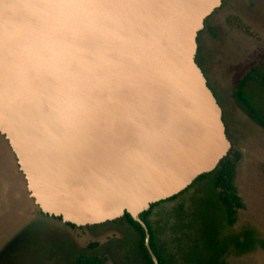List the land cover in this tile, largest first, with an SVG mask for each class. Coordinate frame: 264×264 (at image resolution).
<instances>
[{
    "label": "water",
    "instance_id": "obj_1",
    "mask_svg": "<svg viewBox=\"0 0 264 264\" xmlns=\"http://www.w3.org/2000/svg\"><path fill=\"white\" fill-rule=\"evenodd\" d=\"M223 0H0V134L41 212L86 226L140 213L231 148L195 62Z\"/></svg>",
    "mask_w": 264,
    "mask_h": 264
},
{
    "label": "rangeland",
    "instance_id": "obj_2",
    "mask_svg": "<svg viewBox=\"0 0 264 264\" xmlns=\"http://www.w3.org/2000/svg\"><path fill=\"white\" fill-rule=\"evenodd\" d=\"M213 26L223 36L206 44L205 65L227 136L239 153L233 174L239 206L229 218L216 198L215 192L221 191L198 183L153 208L149 222L166 264H264V130L230 96L241 70L264 49V0H228ZM260 76L264 68L244 84L243 91L264 116ZM37 216L36 204L0 135V247L24 221ZM50 221L42 227L48 240L25 245L28 250L22 249L15 263L9 264H71L73 256L80 254L105 257L104 264H144L138 236L131 228L126 230V224L73 229ZM31 233L37 236L39 229ZM59 237L67 242L54 245L62 241Z\"/></svg>",
    "mask_w": 264,
    "mask_h": 264
},
{
    "label": "trees",
    "instance_id": "obj_3",
    "mask_svg": "<svg viewBox=\"0 0 264 264\" xmlns=\"http://www.w3.org/2000/svg\"><path fill=\"white\" fill-rule=\"evenodd\" d=\"M227 2L228 0H223L221 2V5L218 8L214 9V11L204 20V26L197 33V37H196L197 49H196V54H195V62L198 64L201 71L203 72L206 78L207 85L212 90L213 94H214L215 88H213L211 84L210 77L207 71V67L205 65L204 51H205L206 44L208 42L213 41L215 39L218 40L223 36L222 34L223 31L216 30L213 24H214L215 18L225 8V5ZM262 68H264V49H260L257 52L256 59L253 63L249 64L248 66H245L243 70H241L240 74L236 77L234 81L230 96L232 97L233 100H236L240 106L243 107V110L247 114L248 118L252 120L256 126H259L264 130V116L262 112L259 110V108L253 105V103L250 101V99L246 96V94L243 91L244 84L258 77L259 71ZM259 79H260L261 85L264 87V76H260ZM0 135L5 139V137L2 134ZM228 138H229V141L231 142V148L229 149L227 154L218 162V164L212 171L198 176L196 180L191 184V186H193L194 184H198V183H206L213 190L216 189L218 191H221L219 195H218V192H215L216 198L218 199L220 203L219 206L220 207L222 206L223 208L222 207L221 208L225 211L227 216L231 218V216L234 213V209L239 206V202L236 201L237 195L235 192L236 188L234 186V179H233V174H234V170H235V167L238 161L239 153L233 148V145H232L234 143L233 139L230 138V136ZM5 141L7 143V146L9 147V144L6 139ZM9 149L13 155L16 169L19 170L17 162H16V157L10 147ZM19 172L20 174H22L20 170ZM23 179H24V176H23ZM24 182H25V179H24ZM186 190H183L179 194H176L165 200L152 203L147 210L141 212L139 215L140 218L143 220V222L147 226V230L149 234V244H150V247L153 253L157 257L159 264H166V258H164L163 254L160 252L159 247L156 243V237L154 235V231L149 222V215L152 209L158 206L160 203L174 200ZM181 205L182 204H179L178 208H180ZM36 207H37V210L39 211L40 216L47 215L41 212V210L39 209L37 205ZM57 219L61 220L60 217H58ZM118 224L120 225L126 224L125 229L130 231V228H131L134 231L133 234H136L138 236V249L141 252V259L143 260L144 264H154L153 259L150 257L145 247V230L142 228V226L137 221L133 220L132 217L128 213H125L121 218H117L112 221H106L104 223L95 224V225L76 226L72 223L67 222V225H69L72 228H87L90 226H98V225L110 226V225H118ZM42 227L43 226L40 227L39 233L37 236H33L30 230L29 235H27V237H29V240H26L21 245H19L20 246L19 251H16L13 254V257L10 258V262H8L9 260L7 261L8 263L6 262L7 264L14 262L15 258L18 259V255L22 252L21 251L22 249L25 250L27 247L29 248V246L33 244L37 245V243L41 242L42 239H44L45 232L42 233ZM32 229H36V228H32ZM40 230H41V233H40ZM25 245L27 247H25ZM28 248L26 250H28ZM104 262H105V257H99L93 254H80V255H76V260L74 264H104Z\"/></svg>",
    "mask_w": 264,
    "mask_h": 264
},
{
    "label": "flooded vegetation",
    "instance_id": "obj_4",
    "mask_svg": "<svg viewBox=\"0 0 264 264\" xmlns=\"http://www.w3.org/2000/svg\"><path fill=\"white\" fill-rule=\"evenodd\" d=\"M221 110H222V108H221ZM222 117H223V114H222ZM224 125H225V123H224ZM225 132H226V125H225ZM226 135H227V133H226ZM227 138H228V136H227ZM189 186H191V185H189ZM37 217L38 218H35L32 221H29V220L24 221L23 222V225L21 227L17 228L16 231L12 232L11 235H10V237L3 243V245L0 247V264H5L11 255L13 256V254L16 251H19V249H20V246L19 245H21L26 240H29V237H27V235H29V232H30V230L32 228L40 229L41 226L49 225V223H51L50 219H55L58 222H60L63 226L72 228L69 225H67V222H63L62 219L61 220L60 219H57L58 216H50V215L40 216L39 215ZM56 227H58V226H56ZM55 238L58 239V237H55ZM59 238H61L62 241H60L59 243H53L54 245H58V244H60L62 242H67L62 237H59ZM47 240L48 239H46V237H44V239H42V242H46ZM68 243L72 247L73 252H74L73 243L71 241L68 242ZM75 260H76V256H73V261H71V264H74L75 263Z\"/></svg>",
    "mask_w": 264,
    "mask_h": 264
}]
</instances>
